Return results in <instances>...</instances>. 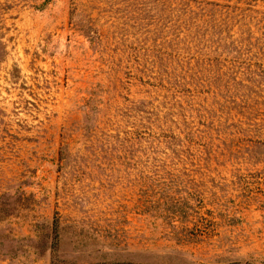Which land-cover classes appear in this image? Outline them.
Here are the masks:
<instances>
[{"label":"rangeland","instance_id":"374dc122","mask_svg":"<svg viewBox=\"0 0 264 264\" xmlns=\"http://www.w3.org/2000/svg\"><path fill=\"white\" fill-rule=\"evenodd\" d=\"M0 2V264H264V0Z\"/></svg>","mask_w":264,"mask_h":264},{"label":"trees","instance_id":"16d2710c","mask_svg":"<svg viewBox=\"0 0 264 264\" xmlns=\"http://www.w3.org/2000/svg\"><path fill=\"white\" fill-rule=\"evenodd\" d=\"M31 1H32V0H31ZM4 6H5V7H8L6 4H3V3L0 2V9H4V8H3ZM36 7H38V6H36Z\"/></svg>","mask_w":264,"mask_h":264}]
</instances>
